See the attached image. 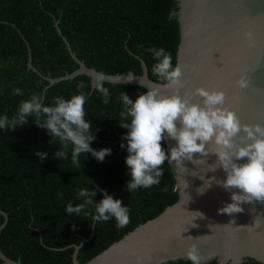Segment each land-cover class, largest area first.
I'll use <instances>...</instances> for the list:
<instances>
[{"label": "trees", "instance_id": "16d2710c", "mask_svg": "<svg viewBox=\"0 0 264 264\" xmlns=\"http://www.w3.org/2000/svg\"><path fill=\"white\" fill-rule=\"evenodd\" d=\"M176 10V0H0V115L11 117L20 101L33 93H46L44 103L51 105L56 96L68 99L78 91L91 92V79L84 74L46 87V77L78 67L62 36L88 67L104 73L140 74L143 60L148 76L161 82L151 71L155 61L146 49L164 48L176 66L179 23L171 15ZM29 52L38 71L27 67ZM80 82L88 87L78 90ZM105 86L112 94L109 104L91 92L84 105L95 137L90 147L111 149L103 162L85 153L77 168L70 151L66 160L54 158L58 141L51 143L46 130L32 123L33 118L14 131L0 129V210L7 214L0 247L8 257L22 264H73L74 245L85 239L77 252L78 261L84 263L178 199L174 169L167 161L161 166L158 185L125 191L130 176L124 164L126 148L120 147L126 143L120 139L127 129L118 123L119 96L124 92L135 100L147 89L133 83L106 82ZM14 87L21 88L23 95H12ZM162 147L167 154L165 140ZM38 150L48 153L43 162L34 154ZM86 187H99L120 199L130 209V223L118 229L114 219L97 223L83 214L68 216L66 205L82 203L76 192ZM102 198L100 192L93 197L96 202ZM4 219L0 212V224ZM161 264L191 262L179 258ZM203 264H216V259ZM241 264L263 263L250 258Z\"/></svg>", "mask_w": 264, "mask_h": 264}, {"label": "water", "instance_id": "95a60500", "mask_svg": "<svg viewBox=\"0 0 264 264\" xmlns=\"http://www.w3.org/2000/svg\"><path fill=\"white\" fill-rule=\"evenodd\" d=\"M177 10L171 12L179 23V43L176 65L182 69L179 92L191 95L197 88L223 90L226 101L223 107L236 113L241 123L264 126V0H176ZM57 31L62 35L55 22ZM78 67L58 77H46L48 86L64 79L84 74L92 80L100 72L88 67L75 55L67 39L62 36ZM27 67L38 71L32 64L29 52ZM141 73L134 74L131 83L157 89L170 95L172 87L152 80L141 60ZM104 73V72H103ZM107 77L128 73H104ZM245 77L248 87L241 89L236 81ZM193 102L200 97L191 95ZM126 134V133H125ZM122 135L120 140L124 139ZM243 133H241L242 135ZM166 149L175 141L165 138ZM209 152L214 145H207ZM185 160L183 168L170 164L176 176L178 199L165 207L155 217L140 223L105 249L84 263L77 259L82 243L74 245L73 264H161L168 260L185 258L195 246L201 264L216 259V264H241L250 258L264 264V202L242 203L241 213L231 216L218 214L217 209L230 203V193L212 184L202 194L210 178H224V172L209 170L216 160L193 155ZM243 160L237 163H243ZM187 186V187H186ZM0 224V232L7 221V214ZM202 214V217L199 213ZM235 221L233 224L230 221ZM258 221V223H257ZM195 226V227H194ZM0 264H22L4 254L0 247Z\"/></svg>", "mask_w": 264, "mask_h": 264}, {"label": "clouds", "instance_id": "9594fccd", "mask_svg": "<svg viewBox=\"0 0 264 264\" xmlns=\"http://www.w3.org/2000/svg\"><path fill=\"white\" fill-rule=\"evenodd\" d=\"M146 51L155 61L152 73L164 82L165 87H172L173 92L165 95L157 89H149L137 95L135 100L120 92L122 110L119 112L118 123L119 127L127 129L124 135L126 143H121L120 147L126 148L124 164L130 176L125 191L130 193L140 187L158 185L163 175L161 166L165 161L169 164L175 162V166L183 168L185 160L193 164L205 163L204 159H193L194 154L207 157L212 153L216 160L209 165V170L215 172L221 169L224 178H210L200 193L212 184L230 193L231 202L218 208V214L231 216L244 211L242 203L264 202V126L241 123L235 112L223 107L226 101L223 90L197 88L191 95L200 97L199 102H193L189 94L182 96L179 92L181 67L173 66L171 55L162 47L150 46ZM133 79L134 74L131 72L123 80L120 76L107 77L103 72H97L91 80V92L98 93L101 103L107 105L112 94L105 83H131ZM236 84L244 89L248 87V80L241 77ZM87 87L84 82L77 84L78 90ZM91 92L78 91V94L68 99L56 96L51 105L44 103L46 93H33L30 98L20 101L14 115H0V129L14 131L24 127L29 118H33L32 123L46 130L51 143L58 141L59 147L52 154L54 158L66 160L70 151L72 164L77 168H80V157L85 153L103 162L106 155L111 154V149L102 148L97 151L90 147L95 137L93 126L86 119L84 105ZM11 94L22 96L23 90L14 87ZM165 138L175 141L168 148L167 154L162 147ZM207 145H214L211 152ZM34 154L41 162L48 157L47 152L39 150ZM240 160L244 162L237 163ZM97 192L103 197L99 202L93 199ZM76 195L83 202L75 206L67 204L65 213L68 216L78 217L83 214L97 223L114 219L118 229L130 223V209L122 206V201L114 199L107 191L99 187H86L77 189ZM59 196L63 197V193H59ZM199 215L202 217L201 213ZM185 258L191 264H201V257L194 245L186 252Z\"/></svg>", "mask_w": 264, "mask_h": 264}]
</instances>
